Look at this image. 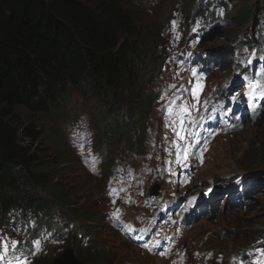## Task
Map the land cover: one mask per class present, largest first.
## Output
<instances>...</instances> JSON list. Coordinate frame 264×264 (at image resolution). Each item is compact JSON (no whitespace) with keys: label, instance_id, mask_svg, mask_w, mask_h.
Returning <instances> with one entry per match:
<instances>
[{"label":"trees","instance_id":"trees-1","mask_svg":"<svg viewBox=\"0 0 264 264\" xmlns=\"http://www.w3.org/2000/svg\"><path fill=\"white\" fill-rule=\"evenodd\" d=\"M142 15L132 0H0V217L17 208L50 215L54 202L78 199L65 189L62 165L51 166L60 141L45 127L73 93L101 108L104 146L146 118L158 25L146 29ZM49 137L52 146L34 149ZM76 205L72 220L93 219Z\"/></svg>","mask_w":264,"mask_h":264},{"label":"rangeland","instance_id":"rangeland-1","mask_svg":"<svg viewBox=\"0 0 264 264\" xmlns=\"http://www.w3.org/2000/svg\"><path fill=\"white\" fill-rule=\"evenodd\" d=\"M245 0H236V8L237 13L235 12L234 19H233V25L237 24L239 21V18L243 12V5ZM256 8L258 10H264V0H255ZM258 13V12H256ZM147 19L146 17L144 18ZM233 25L228 27L227 30L219 33L217 37H212L208 40V42L205 44V46H211L215 45L218 47H224L226 46V39L229 35L230 30H232ZM222 35V36H221ZM223 73V72H222ZM222 73L215 74L211 76L209 84L211 82L213 83H221L223 81ZM88 105L85 103H82L78 98H74L73 103L68 106L66 109L63 117L59 121V123L56 125L58 129H60L61 133H63V136H65V131L67 128L72 125L75 121L79 119H90V113L86 109ZM154 121H152V126H154ZM46 129L48 132L51 130V123L45 124ZM167 130V129H166ZM166 132V131H165ZM168 134V133H167ZM152 137V134L150 135V139ZM232 137V138H231ZM225 142H221L220 144L225 145V147L222 150H218L216 153H214V157L210 159L207 162V166L203 173L201 174V177L204 178L206 176H210V178L220 177L222 174H228L230 176H233L236 171L239 169L236 168V164H242L244 161L246 162V156L249 152H251V155L255 152L259 155L263 154L261 153V150L264 151V119L262 118L260 123L255 125V128L252 127L251 124H246L241 132L238 134H235L233 136H230ZM170 137L166 136L164 138L165 141H169ZM52 139L51 137L46 138L43 141H39L38 144L35 145V150H40L42 148H47L48 146H52L51 143ZM54 154H51L50 160L52 162L51 166H55L56 163H60V160L63 162H67V158H69L66 155V158L59 156V149L57 147L51 149ZM76 158V156H74ZM251 159V156H250ZM49 160V161H50ZM69 160V159H68ZM72 161V160H71ZM70 171L67 169H64L61 174L62 178L61 180L66 181V183H63L66 187V191L69 192L70 189H76L77 191H74L76 197L78 199H72V203L75 204H82L85 203V208H90V206L94 207V210H96V206L94 205L95 202H98L100 204L101 200H104L102 195L98 193V180L94 176L92 177H83L79 175L75 171V166L78 164V161L76 160V164L74 166H71V162L69 161ZM64 167H68V165H65V163L62 164ZM239 168L242 170L243 167L241 165H238ZM263 168V167H261ZM69 180V181H67ZM102 186V185H101ZM87 192L89 195H91L90 198L87 196ZM85 196L86 199L83 197ZM91 200V201H90ZM93 210V208H92ZM91 210V214L93 211ZM236 211H226L224 214L220 215L218 219L213 222L209 223L206 222L205 224H201L199 229L200 233L199 236L204 238L207 235V230L211 232L210 226H214V236L211 237V244L217 245L220 244L222 246H225L226 250L230 253V251L233 249L232 241H235L233 231H231V228L234 224L237 222V216ZM261 211L263 213H261ZM250 213H248L245 217L241 216L239 217L242 220L245 221H251L253 223L258 222L255 224L256 228H259L262 224L263 218H264V196L262 197L261 201H257L256 197L253 199L252 203L250 204ZM243 215V214H239ZM208 228V229H207ZM20 230L19 225H14L13 222H11V226L8 228L9 234H15ZM6 232H1V236H6ZM223 235V238L228 243L221 244L220 240ZM115 239L117 241L111 240V243L115 245L116 248V254H113L112 256L105 255V262L107 264H113L115 262L114 258H121L122 256H126V258L131 259L134 262H138V259H143L141 255L137 251H135L131 246H129L126 242H123L120 237L117 234H114ZM108 239H110L109 235H106ZM113 237V236H112ZM111 237V238H112ZM17 238V235L13 237V239ZM19 239V238H18ZM198 241V239H196ZM236 242V241H235ZM67 247L66 244H63V246L58 247H52L49 248V255L53 254V257H57L59 255L65 256L67 253V250L65 248ZM109 247V246H108ZM15 253V250L11 251V253L8 252L7 256L13 255ZM60 256V257H61ZM118 259V260H119ZM40 260V259H39ZM42 262H45V257L41 258ZM118 264V262H116Z\"/></svg>","mask_w":264,"mask_h":264},{"label":"snow or ice","instance_id":"snow-or-ice-1","mask_svg":"<svg viewBox=\"0 0 264 264\" xmlns=\"http://www.w3.org/2000/svg\"><path fill=\"white\" fill-rule=\"evenodd\" d=\"M193 75H195V72L193 73ZM168 111H169V114L171 115L172 109H169ZM183 111L187 112L188 107L184 106ZM181 138L183 139L184 137H181ZM187 157H188V152L187 150H185L183 154V158L186 160ZM137 238H142V237H137ZM18 243L19 242L16 241L10 244L8 241L0 239V264H2V262L6 259L8 252L13 249V246L17 245ZM40 243H41L40 240L33 241L34 246L37 248L39 247ZM144 246L148 247L147 244H145ZM156 246H159V241L156 242ZM149 250L151 251L152 249L149 248ZM161 254H164V253H161ZM14 259L16 261V264H29L27 258L23 256V253H21L20 256H17Z\"/></svg>","mask_w":264,"mask_h":264},{"label":"water","instance_id":"water-1","mask_svg":"<svg viewBox=\"0 0 264 264\" xmlns=\"http://www.w3.org/2000/svg\"><path fill=\"white\" fill-rule=\"evenodd\" d=\"M71 259V255L67 254V256L63 257L57 264H70L69 261ZM72 263V260H71Z\"/></svg>","mask_w":264,"mask_h":264},{"label":"bare ground","instance_id":"bare-ground-1","mask_svg":"<svg viewBox=\"0 0 264 264\" xmlns=\"http://www.w3.org/2000/svg\"><path fill=\"white\" fill-rule=\"evenodd\" d=\"M254 154H257V153H254ZM237 206H240V205H237Z\"/></svg>","mask_w":264,"mask_h":264}]
</instances>
